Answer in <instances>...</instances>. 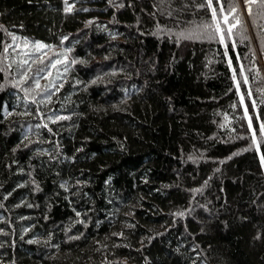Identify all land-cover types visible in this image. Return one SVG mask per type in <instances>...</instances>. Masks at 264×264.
Segmentation results:
<instances>
[{"label":"trees","instance_id":"obj_1","mask_svg":"<svg viewBox=\"0 0 264 264\" xmlns=\"http://www.w3.org/2000/svg\"><path fill=\"white\" fill-rule=\"evenodd\" d=\"M221 3L0 0V264H264V4Z\"/></svg>","mask_w":264,"mask_h":264},{"label":"snow or ice","instance_id":"obj_2","mask_svg":"<svg viewBox=\"0 0 264 264\" xmlns=\"http://www.w3.org/2000/svg\"><path fill=\"white\" fill-rule=\"evenodd\" d=\"M257 2H258V0H246V3H247L248 5L253 4V3H257ZM259 2L262 3V4H264V0H259ZM65 3H67V0H65ZM217 3L221 5V11H223V4L221 3V0H217ZM202 6H207V7L212 8V14H213L214 17L216 16V8L212 7V0H207V4H206V5H202ZM68 10L70 11L71 9L69 8ZM248 11L250 12L251 9L248 8ZM209 27H210V25H209ZM182 35H183V34H182ZM185 38H190V37H185ZM35 47H36L37 49H43V48H46V47H48V46H47V45H44V44H39V43H38V44L35 45ZM5 50H6V49H5ZM53 66H54V65H53ZM36 87H37V88L40 87V85H39L38 82H37V84H36ZM249 124H250V126H251V122H250V121H249ZM262 131H264V126H262ZM261 159H262V161H264V157H261ZM176 214H177V215H180V216H183V215H184L183 212L176 213Z\"/></svg>","mask_w":264,"mask_h":264}]
</instances>
